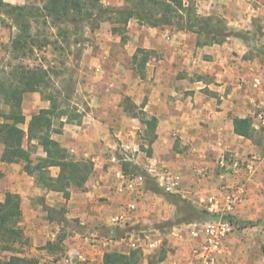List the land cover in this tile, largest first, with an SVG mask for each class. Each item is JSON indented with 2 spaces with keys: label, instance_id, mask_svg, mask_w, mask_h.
<instances>
[{
  "label": "crops",
  "instance_id": "obj_1",
  "mask_svg": "<svg viewBox=\"0 0 264 264\" xmlns=\"http://www.w3.org/2000/svg\"><path fill=\"white\" fill-rule=\"evenodd\" d=\"M4 1L13 5L28 2ZM101 2L105 7L126 6L125 0L120 5L112 4L113 0ZM195 3L200 16H218L239 31L252 30L253 20L264 16V0ZM6 31L0 22V53L2 42L7 43ZM93 34H97L96 42L87 50L92 54L87 57V66H93L94 71L85 93L89 112L77 124L63 118L62 133L52 136L75 159L92 163L93 172L84 188H70L67 199L62 192L39 186L23 164L2 162L0 145V203L9 193L20 197L21 225L34 244L33 253L25 256L38 258L39 264H57L65 257H73L76 264H103L107 253H129L126 250H133L130 241L111 235L100 237L97 230L101 226L114 228V218L123 214L131 202H136L137 209L126 225L147 220L146 216L157 209L155 199L159 196L148 187L147 176L160 191L167 173L180 176L181 191L175 194L199 206V199L218 187L216 160L224 153L255 157L258 161L257 172L246 183L244 198L235 207V221L264 218V124L257 127L258 115L264 111L262 56L253 55L248 44L239 38L198 46L195 33L179 31L175 26L141 25L135 18L123 25L116 19L104 21ZM138 50L149 52L143 66L139 63L145 55ZM36 93L39 92H32L29 98L35 99ZM40 95V108L33 104L32 109H23L25 131L33 115L49 108L50 102L44 94ZM144 118L155 119L153 129ZM235 118L252 119L251 138L236 134ZM120 143L124 152L129 147L135 165L146 167H140L147 175L138 173L146 179L136 191L125 187V179L138 174L124 171L123 162L131 158L119 157ZM41 150L39 157L45 158L42 147ZM202 169L209 171L208 177L199 173ZM49 171L56 178L60 169L51 167ZM58 208L64 210L60 221L49 216V211ZM73 224L89 227L91 239ZM241 227L238 225L227 240L219 264H256L253 244L256 238L264 237V226ZM48 243L59 247L49 250ZM158 248L144 249V258ZM144 263L148 264L146 258ZM169 264H193L190 250L180 248Z\"/></svg>",
  "mask_w": 264,
  "mask_h": 264
},
{
  "label": "trees",
  "instance_id": "obj_2",
  "mask_svg": "<svg viewBox=\"0 0 264 264\" xmlns=\"http://www.w3.org/2000/svg\"><path fill=\"white\" fill-rule=\"evenodd\" d=\"M123 8L105 7L101 0H46L44 5L35 12L28 5H13L0 0V15L9 18L18 30L15 39L12 40L14 50H23L28 45L31 34L32 18L44 17L59 24H65L74 32L82 34L87 28L95 31L101 23L116 19L121 25L127 24L132 18L141 25L151 27L175 26L179 31H188L198 35V46L210 43H223L231 37L239 38L246 42L250 50L256 52L264 59V45L250 44L247 40L249 31H238L228 26L223 18L210 16L202 17L197 12L195 0H125ZM39 12V13H38ZM119 32V29H114ZM203 38V41H201ZM144 54L140 66L146 61L147 51L138 50ZM48 71L43 67L29 68L25 66L14 67L4 78H0V145L3 147L1 160L6 163H21L25 172L34 177L37 184L50 191L62 192L65 198L70 197L69 189L72 187L84 188L87 180L93 172V165L87 160H77L63 148L59 142L53 139V134H61L66 116L60 111V105L52 94H47L44 88ZM39 92L44 94L50 102L49 108L41 109L33 115L28 131L22 125L26 123L23 112L24 96L27 93ZM132 106V105H129ZM133 108L134 105L132 106ZM136 115V114H135ZM61 120L60 129H55V122ZM72 119L67 117V122ZM145 123L153 129L155 119ZM234 126L236 134L245 138L253 135L252 119L235 118ZM27 141L28 147H25ZM35 142V143H34ZM43 148L46 157H32L33 147ZM150 155V152H148ZM51 167H58L60 172L56 178L49 171ZM149 180L151 177L147 176ZM149 182V181H148ZM152 189L159 193L158 185L152 180ZM164 197L175 203L178 209L176 214L180 223H191L195 220H208L213 215L196 207L181 196L164 193ZM180 204L182 206L180 207ZM180 211L182 213H180ZM233 220L234 217H231ZM23 213L20 197L9 193L4 202L0 203V250L11 253L8 259L0 258V264H39L36 257H27L18 249L19 245L27 242L22 227ZM119 227L108 229L113 238H122L126 234H115ZM124 231V230H122ZM49 250L54 248L51 243L46 246ZM142 260L141 253L130 251L127 254L120 252L107 253L103 264H139Z\"/></svg>",
  "mask_w": 264,
  "mask_h": 264
},
{
  "label": "rangeland",
  "instance_id": "obj_3",
  "mask_svg": "<svg viewBox=\"0 0 264 264\" xmlns=\"http://www.w3.org/2000/svg\"><path fill=\"white\" fill-rule=\"evenodd\" d=\"M45 1L46 0H28L25 5L31 8L33 7L34 11L37 12L39 8L44 5ZM112 4L120 5L122 4V0H113ZM30 21L31 34L28 38L27 47L23 50H14L12 40L15 39L18 30L9 18L5 16L0 17V22L7 29L8 38L6 44H4L6 40L2 42L3 51L0 53V78L6 77L14 67H43L49 74L44 88L45 92H47V94H52L53 97L57 99L60 105V111L66 114L64 118L70 117L72 123H80L89 112L85 93L92 84L90 77H92L94 72L93 66H87L89 62L87 57L92 55L89 54L87 50L88 46H94L97 34H93L94 31L91 32L92 30L88 28L84 33L78 34L69 26L59 24L42 16L32 18ZM4 37H6V35H3V38ZM246 38L250 44L257 45V47L264 45V16L253 20L252 30L249 31ZM251 53L258 56L254 51ZM30 96H32V93L25 95V98H27H24L23 109L30 110L33 104L37 105L36 109L40 108L42 106V103L39 102V99H41L40 97H42L40 93H36L34 96L35 99L33 100L29 98ZM60 123H62L61 120H57L54 128L60 129ZM22 127L26 128V125ZM25 145L28 147L27 141ZM120 145L121 143L118 146V152L120 153L119 157L122 159L131 158V160L123 162L124 171L127 174H146V170H142L144 168L143 166H138L137 164L136 166L134 164L135 161L132 159L133 154L128 152L126 155V152H124ZM32 149V157L34 159L42 154L40 146L33 147ZM140 167H142V169ZM147 183L150 188L152 186L154 187V185H152V180L148 178ZM164 193L168 192L164 189L159 192L158 198L155 199V202H157V209L146 216L147 220L131 223L127 228L123 229L124 231L118 228L116 229L115 234H122L125 232L124 234L132 235L135 238L137 247L132 251L141 253L143 260L140 262L142 264H146L144 263L145 258L148 264H162L163 262L169 264L172 255L176 256L180 248L182 250L188 249L189 251L192 246L187 231L185 230L186 228L184 230H179V227L184 224L179 222L180 219L184 218V214H181L180 218L176 217L178 213L177 206L175 203L168 201L164 197ZM189 202L193 204L192 201L189 200ZM181 206L182 204H180V207ZM196 207L199 208V206ZM180 213L182 212L180 211ZM49 216L52 217V219L60 221L64 218V210L59 208L54 209L53 211H49ZM236 222L239 226H242L241 228H243V226H256L257 228L260 224L264 226V218L254 221ZM72 226H75L74 228L80 231L85 237L91 239L92 230H90L89 227L82 228L75 224ZM108 229L110 228L107 226H101L98 228L97 234L100 237L108 236L111 234ZM254 231L257 233V230ZM25 239H27V242H23V244L19 245L18 249L23 252V255L30 256L33 253L32 248L34 244L26 235ZM153 240H156L160 246H158L159 248L157 250L147 253L144 258L143 251L147 249L149 243ZM253 245V252L256 255V264H264V237L256 238ZM58 247L59 246L56 248L54 247V250H57ZM116 249H120L122 252L125 250V248ZM126 252L130 251L126 250ZM10 256L11 253L0 250V258L8 259Z\"/></svg>",
  "mask_w": 264,
  "mask_h": 264
},
{
  "label": "built area",
  "instance_id": "obj_4",
  "mask_svg": "<svg viewBox=\"0 0 264 264\" xmlns=\"http://www.w3.org/2000/svg\"><path fill=\"white\" fill-rule=\"evenodd\" d=\"M262 124H264V111L258 115L257 127ZM125 150L130 152L129 147ZM257 164L255 157L242 158L225 153L216 160L218 187L214 192L199 199V208L213 215V218L187 223L185 227L179 228V230L186 228L190 238L192 245L190 255L193 264H219L220 257L225 253L227 240L238 228L237 222L231 217L236 205L244 198L246 183L257 172ZM199 173L205 178L209 176L207 169H202ZM145 179V176L140 174L128 176L125 179V187L130 191H136ZM181 181L180 176L167 173L164 190L171 194L178 193L181 191ZM136 209V202L128 203L123 214L114 218L115 227L127 228L129 217ZM93 240L96 241V239ZM121 241H130L132 249L137 247V241L132 235L126 234ZM158 245L159 243L153 240L148 247L155 249ZM57 264H76V262L73 257H65Z\"/></svg>",
  "mask_w": 264,
  "mask_h": 264
}]
</instances>
